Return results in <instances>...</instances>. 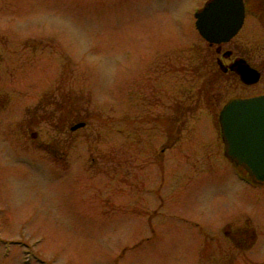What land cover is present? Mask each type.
Wrapping results in <instances>:
<instances>
[{"label":"rangeland","instance_id":"rangeland-1","mask_svg":"<svg viewBox=\"0 0 264 264\" xmlns=\"http://www.w3.org/2000/svg\"><path fill=\"white\" fill-rule=\"evenodd\" d=\"M191 5L0 0V42L7 52L17 48L23 66L12 60L0 83L4 102L86 104L95 129L87 143L93 156L79 145L55 160L28 148L33 154L17 156L6 143L12 138H0V264H264V185L241 179L218 143L217 123L168 122L172 147L151 159L140 150L159 138L140 125L131 152L129 75L179 36ZM180 57L168 54L179 65ZM178 80H168V103ZM111 160L121 169L114 181ZM224 225L231 234L220 232Z\"/></svg>","mask_w":264,"mask_h":264},{"label":"flooded vegetation","instance_id":"flooded-vegetation-1","mask_svg":"<svg viewBox=\"0 0 264 264\" xmlns=\"http://www.w3.org/2000/svg\"><path fill=\"white\" fill-rule=\"evenodd\" d=\"M214 1L192 0V5L184 13V19L178 21L179 36L176 39H170L172 40H169L170 43L158 45L154 49L153 55L140 63L137 70L130 73L128 81L131 85V101L128 103L131 117L129 120L131 127L130 148L135 155L137 129L140 125L145 126L143 131L148 134L149 138H159L158 142H148L149 145L146 142L147 147L140 150L142 154L151 159L152 155L156 157L172 147H166L169 141L168 122L178 126L177 129L191 123H196L199 126H207L206 122L212 123V125L217 123L220 129L218 143L222 146V152L230 164L240 170L238 174L244 180L242 175L246 174L247 176V172L238 167L226 154V144L221 132L220 113L233 100L264 95V0H243L244 19L242 25L229 38H226L222 33L227 23L220 21V18L211 13L208 20L217 32L213 31L211 38H206L197 26L199 19L197 15ZM4 46L0 42L1 84L7 83V74L12 71L8 68L12 66L14 58L15 68H23L21 58H18L17 54L13 56L17 48L7 52ZM15 46L23 47L21 44ZM4 51L6 54H3ZM168 54H175V57L180 55L181 64L179 65L178 60L170 62ZM169 68L176 69L169 70ZM248 69L254 74L248 75ZM169 79H179L178 87H174L172 82L171 89L176 90L173 92L174 95L170 96L173 101L171 103H168ZM1 84L0 138H14L13 141L12 139L9 142L5 141L11 145L13 154L17 156H19V152L33 154L30 150L25 149L28 148L36 150V154L39 151L42 152L44 158L55 160L67 158L80 145L79 148L84 149L81 151L85 156L94 155L92 150H87V143L89 149L93 146L90 142H95V138H92L95 137V134L93 131L91 132L92 120L89 118L88 105L74 106L72 103L66 102L7 103L4 102L5 94L1 93L3 89ZM185 85L191 86L186 87ZM114 107L116 114L118 108ZM137 111L140 112L137 113ZM81 112L84 113V116H81ZM201 112L209 117L204 118L206 121L203 118L200 120ZM86 130L89 132L82 133ZM92 130L95 131L94 128ZM121 131L123 132V130L118 132ZM15 138H18V141ZM40 138H47V141L44 139L41 141ZM176 138L172 140L173 146L178 143ZM22 139L26 143L21 142ZM17 147L20 148V151L16 149ZM111 158L116 159L114 155ZM92 162L97 164L100 161L93 157ZM111 162L110 166L106 167L112 173V181H114L119 176L121 169L118 166L120 165L119 161L111 160ZM246 183L253 187L264 185V182L256 181L254 178ZM151 190L149 184V187L145 189V196L147 191ZM134 198H136L135 194ZM134 198L133 203L135 202ZM147 201L150 206L151 199H147ZM223 227L220 232L222 231L226 235L231 234V231L225 229L227 226Z\"/></svg>","mask_w":264,"mask_h":264},{"label":"water","instance_id":"water-1","mask_svg":"<svg viewBox=\"0 0 264 264\" xmlns=\"http://www.w3.org/2000/svg\"><path fill=\"white\" fill-rule=\"evenodd\" d=\"M211 13L227 23L222 33L229 38L242 25L243 0H215L197 15V26L206 38L217 32L208 20ZM252 72L248 69L247 74ZM220 122L227 156L256 181L264 182V95L229 102Z\"/></svg>","mask_w":264,"mask_h":264}]
</instances>
